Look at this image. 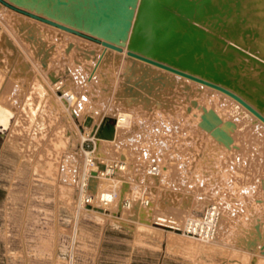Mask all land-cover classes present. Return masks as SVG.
Wrapping results in <instances>:
<instances>
[{
	"label": "rangeland",
	"instance_id": "1",
	"mask_svg": "<svg viewBox=\"0 0 264 264\" xmlns=\"http://www.w3.org/2000/svg\"><path fill=\"white\" fill-rule=\"evenodd\" d=\"M66 1L0 0V8L3 15L10 11L28 20L47 17L73 26L64 16L75 0ZM80 24L74 26L81 33L99 39ZM50 31L49 41L64 39L61 31ZM3 34L0 24V37ZM5 34L9 36L7 30ZM76 39L99 44L79 35ZM0 43V78L7 80L3 104L13 112L11 118L0 114V121L7 122L0 126V264H264L259 251L251 255L244 242L246 226L252 221L264 223V128L250 124L242 132V111L234 101L205 86L172 78L144 106L123 93L127 72L118 66L112 73L115 100L100 102L97 119L87 112V102L97 101L102 88L89 93L96 99L81 98L70 111L53 90L62 79L67 89L82 96L86 71L80 70L78 79V67L63 64L45 80L29 60L32 56L18 46L12 49L5 41ZM121 110L135 114L131 125L111 130L103 151L127 161V175L121 179L131 188L125 191L119 185L114 207L80 210L84 154L79 139L74 152L73 148L59 154L58 127L75 123L88 136L103 116L116 127V113ZM205 119L226 128L233 140L225 144L217 139ZM68 155L73 157L67 160ZM154 165L159 166L158 176L150 173ZM62 182L74 184L73 200L61 193ZM126 201L131 202L129 208ZM211 205L222 211L213 242L166 231L150 221L165 214L184 223Z\"/></svg>",
	"mask_w": 264,
	"mask_h": 264
},
{
	"label": "bare ground",
	"instance_id": "2",
	"mask_svg": "<svg viewBox=\"0 0 264 264\" xmlns=\"http://www.w3.org/2000/svg\"><path fill=\"white\" fill-rule=\"evenodd\" d=\"M60 1L65 2L66 0ZM190 1L197 7L193 9L195 11L193 14L187 13V7H184V11L181 10L182 12L179 13L174 6L175 3L178 4L177 0L176 2L152 0L158 4L164 15L167 13L164 9L170 12L169 27L179 33L177 40L168 46L163 44V34H165L163 26L166 25L165 27H167V22L165 17H162L158 12L156 14L153 8L150 9L151 15L144 23V33H141V37L138 36L145 0H80L79 2L75 0L73 4L78 3L79 6L76 5L75 8V4H72L65 11L64 19L71 21L74 25L81 23V28L85 25L84 29L87 28L91 35L94 34L99 37L101 42L96 45L92 42L89 43V41L81 43L82 40L79 42L77 40L79 38L76 39L77 34L56 26L60 25L80 32L74 25L70 26L47 17H39L38 20L40 21L31 20V18L28 20L8 10L7 14L3 15L1 13L4 11L0 8V24L4 28V34L0 40L5 41L12 49L18 46L26 55L32 56L31 58L28 57L29 60L45 80L58 72L63 64L73 63V66L78 67L76 75L78 79H81L80 70L87 72L86 79L82 82L79 81L82 84V96L67 89L66 81L64 82L62 79L54 83L53 90L57 96V101L64 103L67 111L78 105L81 98L83 101L87 99L90 92L102 88L97 92V101L94 99V101H90L92 100L90 99V102H87V112L94 113L98 119L100 102L110 103L115 100L117 91L115 92L112 87L116 89L117 85L112 80L114 77L112 73L114 70L118 71V66H122L120 68L127 72L125 74L127 83L123 93L132 97L131 100L135 103L143 101L144 106L150 105L154 100L150 96L156 94L155 92L159 91L160 88H164L169 80L176 78L205 86L234 101L242 111L240 118L242 122V129L240 130L242 132H246L250 124H258L264 128L262 119L231 96L238 97L264 118V0ZM49 29L57 30L56 32L61 31L64 34H61L64 39L58 40L60 42L49 41L50 36H52H48L47 30L51 33ZM5 30L8 31L9 36L5 34ZM167 31L169 32V30ZM71 37H75V39ZM61 43H65V48L60 47ZM79 43L83 45L79 46ZM6 82V79L0 78V114L11 118L13 112L3 104L6 95ZM57 89L62 91L64 95H61ZM110 90H113V94ZM65 93L72 97V100H69ZM91 96L93 97L94 94ZM85 113L80 117L81 119L85 117ZM134 115L130 110L117 112L118 125L116 127L108 124L106 117L103 116L99 122H96L93 126L95 130L91 129L92 131L89 132L88 136L82 134L75 123L64 122L58 127L56 136L59 137L55 141V148L59 150V154L63 150L68 152L69 149L71 151L73 148L72 151L74 152L76 147L74 145L78 139L81 145L87 138L95 137L97 139V161L104 160L108 165L120 163L122 161L108 157L109 155L107 156L103 149L105 144L109 142L108 133L111 130H123L129 127ZM76 117L78 116L76 115ZM212 117L216 118L217 116L213 115ZM205 120V125L212 129L217 139L225 144H229L233 140L226 128H222L215 121ZM72 157L65 156L66 159ZM122 160L127 166H119L115 177L101 178L97 181L98 193L108 190L118 191L119 185H121V190H125L126 187L131 188L122 180L128 171L127 161ZM86 168L85 165L80 171V185L83 184V173ZM75 191L74 184L62 182L61 193L66 197L73 200ZM119 198L117 197L116 200L118 201ZM94 205L105 210V206L97 203ZM94 205L91 207H95ZM114 206L111 204V207ZM226 218L228 216L225 214V222L227 221ZM244 233L247 252L253 255L259 251V255L264 258V223L252 221L249 227H245ZM215 239L205 242H213Z\"/></svg>",
	"mask_w": 264,
	"mask_h": 264
},
{
	"label": "built area",
	"instance_id": "3",
	"mask_svg": "<svg viewBox=\"0 0 264 264\" xmlns=\"http://www.w3.org/2000/svg\"><path fill=\"white\" fill-rule=\"evenodd\" d=\"M61 94L62 91L57 89ZM65 96L72 100V97L65 93ZM87 134V132L85 133ZM97 139L87 138L81 144V151L85 156V165L87 166L83 173V184L81 185V198H80V210L86 209L87 207L99 204L102 206L111 205L118 197V191L108 190L105 192H97L96 183L101 178L115 177L119 166H127L126 163H113L111 165L106 164L104 160L97 161L96 159V148ZM92 144V148L86 149L85 144ZM90 147L89 145H87ZM152 176H157L160 173L159 166L154 165L150 171ZM145 206L149 205V201H145ZM125 206L129 208L131 202L126 201ZM221 219V211L217 205L208 206L201 215L193 216L187 219L184 223L180 222L176 217L171 215H154L150 219L153 225L158 226L160 229L171 231L173 233H181L185 236L201 239L202 241H212L216 238L219 228V222Z\"/></svg>",
	"mask_w": 264,
	"mask_h": 264
},
{
	"label": "water",
	"instance_id": "4",
	"mask_svg": "<svg viewBox=\"0 0 264 264\" xmlns=\"http://www.w3.org/2000/svg\"><path fill=\"white\" fill-rule=\"evenodd\" d=\"M164 1L165 2H168V1H174V2H176V0H164ZM177 2H178V4L175 3L174 6L176 7V10H178L179 13L182 12V11H184L183 10L184 7H187L188 8L187 13H190L191 12V14H193L195 12V11H193V9L197 8L195 6V4H193L192 1H190V0H177ZM152 8H153V10L156 11V14L158 12L162 17H165V20L167 22L166 23L167 24V27H169V24H170L169 22H170V19H171V15L169 14L170 12H168L166 9H164V11L167 12L166 15H164V13H162V11L160 10V8L158 7V4L156 2H152V0H145V4H144L143 11H142V14H141V23L139 24V30H138V36H140V37H141V33H144V30H143L144 29V23H145L146 20H148L149 15H151L150 14V9H152ZM185 13H186V11H185ZM25 15H28V14H25ZM155 16H157V15H155ZM35 18L36 19H40L39 17H36V16H35ZM132 19H133V17H132ZM44 21H46L48 23L50 22L48 20H44ZM56 26L57 27H60V28H62L64 30H66V31H69L71 33L77 34V35H79V36H81V37H83L85 39L94 41L96 43H100L101 42L99 39H96L94 37H91L89 35H86L85 33H81V32L75 31V30L70 29V28L62 27L60 25H56ZM165 26H163L164 27L163 29H164V32H165V34H163L164 35L163 36V38H164L163 39V44L166 45V46H168V45H170V43L175 42L177 40L179 33L177 31H175L173 28L170 29V27H169V29H167V27H165ZM167 30H169V32ZM102 43L105 44V45H107L104 42H102ZM107 46H109V45H107ZM231 96L234 97L235 99H237L240 103H242L250 111H252L253 113H255L260 119H262L264 121V118L262 116L258 115L251 107H249L241 99H239L238 97H235L234 95H231ZM93 130H95V127L93 128Z\"/></svg>",
	"mask_w": 264,
	"mask_h": 264
},
{
	"label": "flooded vegetation",
	"instance_id": "5",
	"mask_svg": "<svg viewBox=\"0 0 264 264\" xmlns=\"http://www.w3.org/2000/svg\"><path fill=\"white\" fill-rule=\"evenodd\" d=\"M6 118V117H5ZM5 121V120H4ZM3 120L2 121H0V126H2V127H6L7 126V122L5 121L4 122ZM0 129H2V128H0ZM1 131V130H0Z\"/></svg>",
	"mask_w": 264,
	"mask_h": 264
},
{
	"label": "crops",
	"instance_id": "6",
	"mask_svg": "<svg viewBox=\"0 0 264 264\" xmlns=\"http://www.w3.org/2000/svg\"><path fill=\"white\" fill-rule=\"evenodd\" d=\"M86 119V118H85ZM95 125V123L93 124V126ZM93 126H91L90 128H92ZM89 129V128H88Z\"/></svg>",
	"mask_w": 264,
	"mask_h": 264
}]
</instances>
